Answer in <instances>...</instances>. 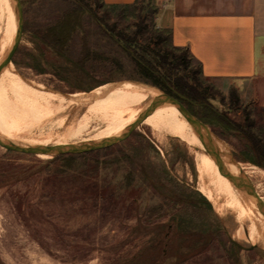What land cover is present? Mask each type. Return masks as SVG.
<instances>
[{
  "label": "rangeland",
  "instance_id": "374dc122",
  "mask_svg": "<svg viewBox=\"0 0 264 264\" xmlns=\"http://www.w3.org/2000/svg\"><path fill=\"white\" fill-rule=\"evenodd\" d=\"M23 3L18 65L12 62L21 79L67 98L95 93L118 101L138 85L157 89L128 80L137 76L132 74L128 56L76 0ZM71 10H77L80 17L68 47L60 54L42 42L41 33ZM97 11L101 16L105 9ZM110 12L109 23L133 32L137 8ZM150 24L160 29L156 16ZM17 32L12 0H0V47L6 56ZM88 48L118 57L126 71L108 74L112 68L106 64L92 68L84 61ZM110 75L115 81H108ZM208 83L220 93L211 101L216 111L238 121L249 110L257 120L256 131L264 135V108L254 83L244 91L220 81ZM232 89L239 94L241 111L229 110ZM0 90L15 99L9 89ZM57 108L51 109L59 114L36 122L17 100L0 99V137L24 147L72 146L113 139L131 127L126 122H105V127L87 106L74 105L62 113ZM85 115L88 126L75 132ZM199 117L214 135L219 151L225 152L223 163H231L224 165L226 171L231 174L232 163L242 164V176L264 202V170L240 159L242 142L202 106ZM61 118L66 119L64 128L58 125ZM146 127L139 125L128 139L108 149L70 155L78 158L67 168L60 167L62 159L52 164L54 155L19 153L0 146V182L13 180L0 187V264H264V238L250 237V221L238 220L231 211L220 214L203 192L198 162L203 151L168 124L162 138ZM196 192L208 200L211 209L199 204ZM231 239L244 249L235 247L232 253ZM253 246L254 250H246Z\"/></svg>",
  "mask_w": 264,
  "mask_h": 264
},
{
  "label": "trees",
  "instance_id": "16d2710c",
  "mask_svg": "<svg viewBox=\"0 0 264 264\" xmlns=\"http://www.w3.org/2000/svg\"><path fill=\"white\" fill-rule=\"evenodd\" d=\"M76 1L82 6V10L89 12L105 36L128 56L133 66L132 74L137 75L128 80L151 85L175 98L177 95L185 97L186 101H182L183 104L196 118H200L199 106H202L209 111L212 119L234 133L242 142L243 149L239 152L240 159L264 170V135L261 136L256 131L257 120L253 117L252 112L244 110L242 119L234 121L229 119L227 114H220L216 111L211 101L220 96V93L208 83L211 80L203 76L201 65L195 62L189 50L174 47L169 31L155 29L150 24L151 18L157 14L152 0H137L132 6H109L103 0ZM21 2L24 7L23 0ZM101 8H104L105 11L100 16L97 10ZM118 8L138 9L137 21L132 33L120 29L115 23H109L110 10ZM79 17L80 13L77 10L63 14L56 25L41 33L40 39L47 46L63 54L71 39L74 23ZM17 54L18 52L15 53L12 60L15 65H18ZM84 61L92 68L106 64L112 68L108 74H113L116 71L124 72L127 69L126 64L118 57L94 52L89 48L85 50ZM108 81H115V77L110 75ZM240 101L238 92L232 89L229 97V110L232 112L241 111L239 110L241 109ZM76 158L78 157L70 155L57 156L53 159L52 164L62 159L64 162L60 167L67 168ZM11 181L0 182V187ZM196 196L201 206L211 209V204L202 194L196 192ZM177 203L179 204L180 201ZM190 229L195 230L192 226ZM235 247L234 244L231 245L232 253L235 252Z\"/></svg>",
  "mask_w": 264,
  "mask_h": 264
},
{
  "label": "bare ground",
  "instance_id": "6f19581e",
  "mask_svg": "<svg viewBox=\"0 0 264 264\" xmlns=\"http://www.w3.org/2000/svg\"><path fill=\"white\" fill-rule=\"evenodd\" d=\"M0 48L1 64L7 52L3 47ZM0 87L9 89L10 93L15 97L14 99L0 90V99L11 103L17 100L36 122L48 120L54 115L59 114L58 110L57 112L52 111L51 108L54 106L60 108L61 112H59L62 113L68 107L76 105L87 106L88 112L99 119L105 127L108 125L105 122H110L111 124L126 122L133 126L150 102L160 96L158 90L138 85L133 87L128 95L118 101H112L109 96L102 99L95 93L93 95H73L67 98L59 92H51L47 89L43 91V87L21 79L12 64L0 72ZM178 112L179 109L176 106L165 103L145 117L139 125L140 127H149L154 134L162 138L164 137V125L168 124L174 133L185 137L190 142L192 141L193 147L203 151L198 155L201 169V188L205 194H209L210 203L215 205L220 214L231 211L238 220L250 221V237H257L262 240L264 238V214L259 210L255 198L253 196H245L233 184L230 178L223 173V169L226 171V168L222 169L217 164L215 158L207 151L202 140L196 135L185 116ZM88 120V117L85 115L83 123L74 131L81 133L88 126ZM66 124L65 118L59 119L58 125L60 127L64 128ZM220 152L224 156L225 152L222 149ZM224 165L230 166L231 163L224 162ZM243 168L245 167L242 164L239 166L232 163L230 175L241 173L240 170Z\"/></svg>",
  "mask_w": 264,
  "mask_h": 264
},
{
  "label": "crops",
  "instance_id": "0c3cea01",
  "mask_svg": "<svg viewBox=\"0 0 264 264\" xmlns=\"http://www.w3.org/2000/svg\"><path fill=\"white\" fill-rule=\"evenodd\" d=\"M132 6L137 0H103ZM158 28L187 49L203 76L243 91L254 83L264 108V0H152ZM253 86V85H251Z\"/></svg>",
  "mask_w": 264,
  "mask_h": 264
},
{
  "label": "water",
  "instance_id": "95a60500",
  "mask_svg": "<svg viewBox=\"0 0 264 264\" xmlns=\"http://www.w3.org/2000/svg\"><path fill=\"white\" fill-rule=\"evenodd\" d=\"M17 12L18 16V32L14 41V45L10 49L8 55L6 58L2 61L0 64V72L4 70L8 65L12 64V60L14 58V55L18 49V46L21 41L23 28H24V8L21 0H12ZM152 88V87H151ZM157 90V89H156ZM160 92V96L150 102V104L147 106L143 114L140 116V118L137 120V122L131 126L126 132H124L122 135L117 136L113 139L96 142L92 144H80V145H72V146H51V147H41V146H30V147H24L20 145H16L7 139H4L0 137V146L5 148L6 150L15 151L19 153H26V154H48L51 156H62V155H82V154H88L100 150H105L110 147H113L115 145H118L122 142H124L126 139H128L133 131L138 127L139 123L148 115H150L154 110H156L158 107L165 103H170L176 106L180 112L185 116L186 120L189 122V124L193 127L196 135L202 140L204 146L207 148V151L215 158L217 164L223 169L224 163L222 161V155L219 151L216 143V139L212 132L207 128L206 125H204L198 118H196L194 115H192L189 110L175 97L170 96L166 93ZM178 98H180L183 101H186V98L180 95H177ZM236 164V163H235ZM238 165V164H237ZM224 170V169H223ZM241 176L235 177L230 175L227 171L224 170V173L230 178V180L233 182V184L240 189L241 191L253 196L257 202V205L259 207V210L264 214V202L261 200V198L256 193V190L251 185V183L248 181L247 178H244L242 176L243 172L240 170ZM232 244H234L239 249H244L241 245H239L234 240H230ZM248 251L254 250V246L246 249Z\"/></svg>",
  "mask_w": 264,
  "mask_h": 264
},
{
  "label": "flooded vegetation",
  "instance_id": "af4514ba",
  "mask_svg": "<svg viewBox=\"0 0 264 264\" xmlns=\"http://www.w3.org/2000/svg\"><path fill=\"white\" fill-rule=\"evenodd\" d=\"M177 99L183 104V100H181L180 98L177 97ZM184 105V104H183ZM185 106V105H184ZM186 107V106H185Z\"/></svg>",
  "mask_w": 264,
  "mask_h": 264
}]
</instances>
